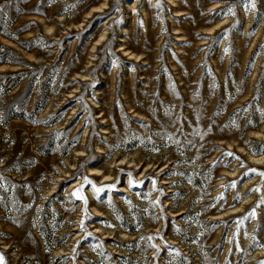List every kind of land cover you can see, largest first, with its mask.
<instances>
[{
	"label": "rangeland",
	"instance_id": "rangeland-1",
	"mask_svg": "<svg viewBox=\"0 0 264 264\" xmlns=\"http://www.w3.org/2000/svg\"><path fill=\"white\" fill-rule=\"evenodd\" d=\"M251 155L264 0H0V264H264Z\"/></svg>",
	"mask_w": 264,
	"mask_h": 264
},
{
	"label": "bare ground",
	"instance_id": "bare-ground-1",
	"mask_svg": "<svg viewBox=\"0 0 264 264\" xmlns=\"http://www.w3.org/2000/svg\"><path fill=\"white\" fill-rule=\"evenodd\" d=\"M105 4H107V3H105ZM132 5L133 4H131V3H129V6L130 7H132ZM105 9H107L108 8V6H105L104 7ZM96 12H100V11H96ZM106 33H104V35L102 36V38H101V40H99V42L100 41H103L105 38H106ZM123 37V36H122ZM123 41V40H122ZM100 43H98L97 45H99ZM124 44H120V49H122V50H124V51H127L126 50V48L123 46ZM97 46H95L94 48H96ZM100 148V147H99ZM251 157H252V155H251ZM254 160H256V161H262L263 159H264V155L262 156L261 155V157H256V156H254V157H252ZM97 174L98 173H96V172H94V171H92L91 172V175H92V179H94L96 176H97ZM103 177H105V175L103 176ZM108 181V180H107ZM168 183V182H167ZM98 216H99V214H97ZM101 217H104V216H101ZM214 219H221L220 217H215Z\"/></svg>",
	"mask_w": 264,
	"mask_h": 264
},
{
	"label": "snow or ice",
	"instance_id": "snow-or-ice-1",
	"mask_svg": "<svg viewBox=\"0 0 264 264\" xmlns=\"http://www.w3.org/2000/svg\"><path fill=\"white\" fill-rule=\"evenodd\" d=\"M261 174H262V175H264V173H261ZM97 191H99V189H97ZM2 259H3V258H2V257H0V261H2Z\"/></svg>",
	"mask_w": 264,
	"mask_h": 264
}]
</instances>
